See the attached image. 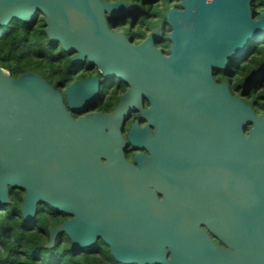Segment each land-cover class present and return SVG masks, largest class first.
<instances>
[{"label": "water", "instance_id": "water-1", "mask_svg": "<svg viewBox=\"0 0 264 264\" xmlns=\"http://www.w3.org/2000/svg\"><path fill=\"white\" fill-rule=\"evenodd\" d=\"M253 8L254 0H181L165 15L166 58L156 48L162 26L139 45L110 29L108 18L134 9L127 1L0 0L1 27L42 16L48 40L72 64L88 61L102 77L130 86L111 114L74 119L71 111L98 97L97 77L71 83L63 96L35 72L14 78L0 67V208L12 202V190H22L25 220L41 205L70 216L48 228V248L60 233L74 249L101 240L121 264H264V117L211 78L213 67L225 70L264 39V13L255 19ZM144 97L148 124H135L125 139L126 114L141 108ZM188 110L201 116L192 132ZM165 113L177 121L157 122L161 129L175 138L195 135L206 175L224 184L222 194L191 202L185 169L168 184L160 179L150 126L158 131L155 120ZM128 142L149 155L130 164Z\"/></svg>", "mask_w": 264, "mask_h": 264}, {"label": "trees", "instance_id": "trees-1", "mask_svg": "<svg viewBox=\"0 0 264 264\" xmlns=\"http://www.w3.org/2000/svg\"><path fill=\"white\" fill-rule=\"evenodd\" d=\"M119 1V0H113ZM138 6L142 17L138 30L143 38L165 22V12L173 6L172 0H128ZM178 5L179 0H176ZM254 11H264V0L254 1ZM123 23H120L121 26ZM42 18L26 23L13 19L6 27L0 26V67L18 78L25 72H35L49 84L60 88L73 80L70 55L57 43L48 40ZM170 30V27L167 26ZM264 62V53L250 62L248 71H255ZM242 79V78H241ZM252 96L264 97L258 87ZM257 113L264 115V104H257ZM22 190L11 191V203L0 208V264H121L111 255L103 242L91 248L74 249L64 233L58 234L54 246L48 248L49 227H59L68 216L55 214L47 205L38 208L37 215L26 221L21 214Z\"/></svg>", "mask_w": 264, "mask_h": 264}, {"label": "flooded vegetation", "instance_id": "flooded-vegetation-1", "mask_svg": "<svg viewBox=\"0 0 264 264\" xmlns=\"http://www.w3.org/2000/svg\"><path fill=\"white\" fill-rule=\"evenodd\" d=\"M103 1L109 3L117 2L113 0ZM119 1H127L134 6V9L128 10L122 17L113 19L108 18L110 29L114 32L123 33L133 45H139L148 36H150L155 29H157L159 26H162V36L156 42V48L162 52L163 56L169 58L171 55V43L168 39V35L171 31V28L170 30L166 28L169 26L166 24V21L163 24H159L153 31L149 32L146 38H143L141 32L138 30L139 24L142 21V17L137 10L138 6L129 2L128 0ZM159 2L160 0L155 1V3ZM180 2L181 0H179L178 5L176 6L174 4L175 0H172L173 6L170 8L180 9ZM254 13L256 15V19L259 18L260 14L264 13V11L257 14L256 12ZM40 18L43 19L42 16ZM120 23L123 24L119 26ZM262 53H264V39L255 40L242 56L234 58L233 60H229V65L225 70L215 66L211 72V78L214 85L220 86L226 84L231 95L241 99L244 103L251 106L258 117H264V115L257 113L259 109L256 107L257 104H264V97L252 96L251 94L254 90H257L258 87L260 89H264V62L255 71H248L247 67L249 66L250 62H252L257 57H260ZM72 65L73 67L69 72L72 75L73 80H71L68 85L73 82L87 81L93 77H97L99 79L100 86L98 97L94 102H91L88 105L84 104L83 111H71L72 117L74 119L87 117L93 113L111 114L118 105L122 95L130 90V86L123 81L120 82L115 78L106 79L102 77L97 67L91 65L88 61H85L81 64ZM50 85L54 86L53 84ZM68 85L62 86L60 88L56 86L54 87L64 96L65 89ZM150 106L151 105L147 101V98L144 97L141 108H135L127 112L126 120L122 125V134L125 139L128 138L129 131L135 124H138L139 128H143L148 124L143 112L148 110ZM200 117V113L195 110H188L186 112V122L190 132H192V130L197 127L198 124L196 123ZM155 121L156 123L164 121L168 127L170 123L176 122L177 119L175 117H170L169 113H165L163 117L156 118ZM158 126V131L155 132V127L153 125L150 126V130L154 136L153 157L156 164V171L158 175L161 176L160 179L164 183L168 184L170 182V176L175 177V173L177 171L185 169L186 171H189L186 190L189 195L188 198L191 202L192 199L195 202L203 201L204 197L213 191H216V195L218 192L219 195L220 193L222 194L224 184L219 183L218 178H216L214 175L209 178L206 175L207 168L205 166L206 161L204 159V154L201 151L202 146L197 143V138L195 135L189 134L175 138L169 134V131L165 134L161 129L160 124H158ZM124 154L127 162L130 164H135V157L138 154L146 156L149 155L145 148L135 149L130 142L127 143ZM176 155L179 158L178 161L175 160ZM152 190L155 191L159 201L164 198L160 190L155 188H152ZM213 204L217 203L214 201ZM55 214L61 216L64 213L57 212ZM69 218L70 216H68V219ZM206 231L209 238L216 245L224 247V244L220 242L209 230L206 229Z\"/></svg>", "mask_w": 264, "mask_h": 264}, {"label": "rangeland", "instance_id": "rangeland-1", "mask_svg": "<svg viewBox=\"0 0 264 264\" xmlns=\"http://www.w3.org/2000/svg\"><path fill=\"white\" fill-rule=\"evenodd\" d=\"M175 3H177V1H176V0H175ZM34 218H35V217H34ZM34 218H33V219H34ZM31 220H32V219H31ZM31 220H26V221H31Z\"/></svg>", "mask_w": 264, "mask_h": 264}]
</instances>
